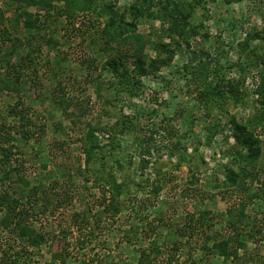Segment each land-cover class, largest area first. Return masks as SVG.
<instances>
[{
  "label": "rangeland",
  "instance_id": "1",
  "mask_svg": "<svg viewBox=\"0 0 264 264\" xmlns=\"http://www.w3.org/2000/svg\"><path fill=\"white\" fill-rule=\"evenodd\" d=\"M51 1L49 14L0 0V131L10 130L4 124H19L16 109H23L31 122L19 127L20 135L11 133L17 141L7 144L15 154L9 167H20L31 187L47 189L53 204L44 211L40 195L39 206L30 212L29 222L46 234L47 242L28 247L0 228V257L19 253L18 264H64L55 260L57 255L65 264H140L141 250L158 246L165 254L152 264H166L172 244L181 240L177 229L194 215L203 220L190 239L195 249L188 257L184 247L173 264H230L200 246L204 232L228 234L226 210L240 200L264 228V202L250 199L260 186L250 182L253 174L264 181L262 126L253 131L262 154L256 165L246 166L252 172L250 190L223 186L225 167L236 160L224 153L236 145L231 121L245 124L262 108L246 82L251 70L264 69L253 67L251 52L258 47L257 56L264 59L262 42L250 39L252 33L264 37V0H168L171 9L192 15L198 33L188 43L170 32L172 17L136 20L132 9H145L144 0H95L92 11L71 16L63 13L65 2ZM148 1L159 14V4L167 0ZM104 4L128 24L123 34L106 30L110 16ZM24 10L41 29L26 25L22 15L16 24ZM244 42L248 50L241 49ZM137 53L149 70L140 77ZM204 62L219 69L218 76L199 74ZM239 81L243 105L230 96L224 103L214 96L211 106L200 96L216 83L227 96ZM92 130L99 145H92L88 159L82 140ZM146 133L154 137L150 146L142 141ZM110 173L127 186L120 198L123 210L114 218L101 207L98 186L103 184L99 178ZM75 213L93 226L80 221L69 227ZM248 256L264 260V240L250 241Z\"/></svg>",
  "mask_w": 264,
  "mask_h": 264
},
{
  "label": "trees",
  "instance_id": "2",
  "mask_svg": "<svg viewBox=\"0 0 264 264\" xmlns=\"http://www.w3.org/2000/svg\"><path fill=\"white\" fill-rule=\"evenodd\" d=\"M60 1L65 2L63 7L65 8V10L64 12H62L71 16L73 12L75 14H79L80 12L85 14L86 12L92 11L91 5L95 0ZM9 2L15 3L16 5L20 4L25 7L35 6L39 10H46L49 14L51 13V8H53L51 0H9ZM143 3V6L145 5V9H132V12H135L134 16L136 20L142 19L145 16L149 19H156L157 17H172L170 32L174 33L178 38L185 41L186 43H188L190 37L198 33L197 27L191 26L192 15L190 14V12L184 13L176 8L171 9L172 3L170 1L167 0L166 2L159 4V14L152 12L151 8H153L154 6L151 1L144 0ZM103 6L104 14L106 13L108 16H110V21L106 26V30H116V32H119L120 34H123L124 31H127L125 30V27H127L128 24L124 23V18L122 19V17H120V14L114 11L110 5L104 4ZM167 12L172 15L167 14ZM262 14L264 18V12H262ZM21 15L25 17V19H27L28 22L26 21V25H36L39 27V29H41V26L38 24V19H31L32 14L28 13V11L26 10H24L22 14L18 15L15 18L16 24H18ZM133 27H136V25H134ZM29 29H32V27L29 26ZM250 39L251 41H261L262 45L259 44V46H263L264 49V37H261L259 33H252L250 35ZM240 47L243 50H248L250 48V45L248 44V42H244L240 44ZM256 48L252 49L254 51H251L253 53V56L256 58L254 60L255 64H253L254 66H252L258 69L260 65L264 66V59L257 56ZM135 56L138 60V76L140 77L147 74L149 70L144 68V64L139 57V54L137 53ZM117 64L118 63L114 61L113 65L117 67ZM152 69H154V67L151 68L150 71H152ZM198 69L200 71L199 74L207 73L208 75L209 73H213L212 77H214V75L218 76L220 71L219 69L210 68L209 63L207 62L200 63L198 65ZM120 77L126 80V83L128 85L131 84V79L128 76L120 74ZM259 78L260 85L256 89L255 93H257L259 96L258 102L262 107L261 110H259V112L245 124H237L234 119L231 121L234 127L233 129L236 145L224 153L228 157H234L236 160L234 166L225 167V182L223 183V186L226 187L227 190H232V187H237L236 192H238L239 188L244 192H248L250 190L249 186L251 185L248 183V181L249 179H252V172L247 171L246 168L250 165H256L262 154V150L258 144L259 141L254 137L253 131L256 129V127L262 126V133H264V69L259 72ZM6 79L9 80V77H7ZM4 80H2V82L6 83ZM15 80L16 81L14 82V84L19 81V77L16 76ZM195 85V91L197 92L198 86L201 85V83L199 84V82H197V84ZM241 85V81L237 82V84H231L230 87L232 88L230 94L224 96L223 91L221 90L222 88L218 90V88H220V84L217 85L216 83L215 86H211L209 84L208 87H210V91H202L200 93V96L204 99L205 103H208L211 106H214V102L212 101V98L214 96L220 99V101H222L223 103L226 101L225 97L230 96L235 103L243 105L242 94H240ZM222 102L217 103L221 105ZM18 105L21 104L19 103ZM16 111L17 114L14 117L17 119V122L19 124H14L11 127L5 126L4 124L3 128H9L10 130H7V133H4L1 128L0 131L2 133H0V213H5L3 219L0 222V228L8 230L12 235H15L23 242H26L28 247L38 249L45 242H47L48 239L45 233L37 230L33 223L29 222L30 217L32 216L30 212L31 209H33L34 211L35 207H37V205L39 206L38 197L40 195L42 196L43 204H41L43 205L44 211H48L53 204L52 198L47 195L49 194L47 189L46 191H42L39 190L38 186L31 187V183L27 180V176H23V173L21 174L20 167H9L15 154L13 153L12 146H8L7 144L11 143V141H17V138H15L11 133H18L20 135V132L18 130L19 127H25L24 125L28 126L31 123L28 119V115L23 112V109H16ZM93 131L94 130L90 131V134H87L82 140L84 143L83 153L85 154V156H87L88 159L93 156V146L99 145V139L95 136V133H93ZM26 133V131L23 133V137L26 135ZM152 140H154V137L149 133H146L142 138V141L146 142V144L149 146ZM235 167H237L238 171H235ZM253 178H256L254 182L252 180H250V182H252L253 184H258L259 182L260 186H256L258 192L253 193L250 199L252 201H254L255 199H259L263 200L264 202V181L258 178L256 173L253 174ZM9 181L11 182L12 186H9V184H7ZM98 181L99 183H103L102 185H98L99 189H101L103 192V201L100 205L104 208L105 213L109 214V217L114 218L123 210L124 206H121L120 198L125 193V189L127 187L126 183L117 182V174L115 173L106 174L100 177ZM240 197L241 196H239V198ZM247 208V203H243L241 202V200L240 203L230 205L228 210H226V224L228 225V229L230 230L228 234L226 236H221L217 233L209 235L207 233L205 234L204 232V237L203 241L201 242L200 249L210 256L222 258L224 262H230V264H264L263 259L255 261L251 258V256L246 257L248 252V243L250 241L262 242V240H264L263 226H258L257 222L253 221L252 217L246 212ZM206 214L209 215L210 213ZM80 215L81 214L75 213V215H73V222L71 221L72 223H69L66 220L69 224V227H72L73 223L80 224V221H86L88 223L87 225H92V223H90L86 217H81ZM202 223L203 220L201 218L196 219L194 215H191V218H189L186 226L184 228L177 229V236H179L181 240H176L172 244L171 249L166 256L167 259H169V262H167L166 264H173L172 261L177 259L176 257L178 255H181L182 250L184 251V247H186L185 249L187 250L188 257L192 256L190 252H192V250L195 248H192L190 246V239H194V232L198 227L203 228ZM254 227L256 228V230L254 229ZM90 235L94 236V232H90ZM63 248L64 251L67 252V248H65V246ZM164 254L165 252L158 246H152V248L149 249L144 248L143 250H141L139 263L152 264L158 258L163 257ZM16 255L17 256L11 258V256H9L7 252L3 253L0 257V264H18L21 255L19 253ZM66 255L68 254H65V256ZM57 256L58 258L55 259ZM57 256L55 255L54 259L59 260L60 258V260H62V262L65 264V258H63L61 255ZM84 264L86 263L84 262Z\"/></svg>",
  "mask_w": 264,
  "mask_h": 264
},
{
  "label": "built area",
  "instance_id": "3",
  "mask_svg": "<svg viewBox=\"0 0 264 264\" xmlns=\"http://www.w3.org/2000/svg\"><path fill=\"white\" fill-rule=\"evenodd\" d=\"M246 85L249 86L250 89H252L253 92L256 91V89L260 85V78H259V72L257 70H251L249 72L248 80L246 82ZM257 97V93L255 94Z\"/></svg>",
  "mask_w": 264,
  "mask_h": 264
}]
</instances>
